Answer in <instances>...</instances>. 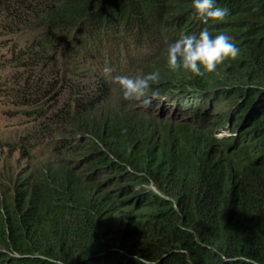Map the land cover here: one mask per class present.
I'll list each match as a JSON object with an SVG mask.
<instances>
[{
	"label": "trees",
	"instance_id": "trees-1",
	"mask_svg": "<svg viewBox=\"0 0 264 264\" xmlns=\"http://www.w3.org/2000/svg\"><path fill=\"white\" fill-rule=\"evenodd\" d=\"M217 6L0 0V264H264V0ZM204 27L238 56L169 71ZM157 70L131 103L112 80Z\"/></svg>",
	"mask_w": 264,
	"mask_h": 264
},
{
	"label": "clouds",
	"instance_id": "clouds-1",
	"mask_svg": "<svg viewBox=\"0 0 264 264\" xmlns=\"http://www.w3.org/2000/svg\"><path fill=\"white\" fill-rule=\"evenodd\" d=\"M228 15L226 8L217 6V0H191L190 20L202 24L222 21ZM166 64L169 71L183 70L196 77L214 72L228 59H235L239 48L234 38L225 33L212 35L207 27L199 33H182L175 41L166 44ZM110 73V68L104 69ZM160 72L143 76L116 75L113 83L119 88L122 99L129 103L145 97L151 84L158 82Z\"/></svg>",
	"mask_w": 264,
	"mask_h": 264
},
{
	"label": "rangeland",
	"instance_id": "rangeland-1",
	"mask_svg": "<svg viewBox=\"0 0 264 264\" xmlns=\"http://www.w3.org/2000/svg\"><path fill=\"white\" fill-rule=\"evenodd\" d=\"M149 53H150L149 50L146 48L145 50L143 49L142 51H139L137 53L133 52L132 56L138 55V56L146 57V55H148ZM130 67H131V65H130ZM2 126L3 125L0 123V138L4 140L7 138V134H6L7 131L4 128L2 129ZM4 133H5V136H4ZM222 135H226V132H223Z\"/></svg>",
	"mask_w": 264,
	"mask_h": 264
}]
</instances>
